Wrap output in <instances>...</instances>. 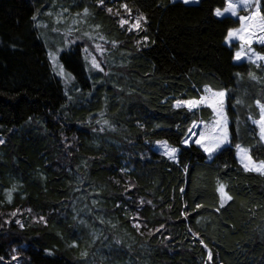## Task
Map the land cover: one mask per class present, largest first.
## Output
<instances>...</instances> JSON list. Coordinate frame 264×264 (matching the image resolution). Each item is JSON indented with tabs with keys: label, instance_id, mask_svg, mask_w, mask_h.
<instances>
[{
	"label": "trees",
	"instance_id": "trees-1",
	"mask_svg": "<svg viewBox=\"0 0 264 264\" xmlns=\"http://www.w3.org/2000/svg\"><path fill=\"white\" fill-rule=\"evenodd\" d=\"M225 4L0 0V264H264V174L235 153L264 161L253 123L264 67L234 62L224 42L238 20L215 16ZM58 7L106 44L102 71L68 45L65 85L39 26ZM205 87L226 91L230 138L210 161L182 142L211 111L173 105ZM158 141L178 148L176 161Z\"/></svg>",
	"mask_w": 264,
	"mask_h": 264
},
{
	"label": "snow or ice",
	"instance_id": "snow-or-ice-1",
	"mask_svg": "<svg viewBox=\"0 0 264 264\" xmlns=\"http://www.w3.org/2000/svg\"><path fill=\"white\" fill-rule=\"evenodd\" d=\"M184 2L188 3L189 0H184ZM100 3L103 4V0H100ZM262 6H264V4H262V0H235V2H233V0H226V7H224L223 10H221L220 8H217L215 10V15L217 17L223 16L225 13L229 12L231 13V15L236 16L241 7L247 9L250 12L249 16L240 17L241 28L239 30H229L226 38L231 39L233 37H236L241 41L242 48L236 53L235 57L237 60L241 59V54L244 51L243 45H248L249 50H251L250 46L253 42V38L257 35L254 31L256 27L259 28L260 33L259 43L264 44V12H262ZM123 7L126 11H130L127 9V5H123ZM109 11H111V9H109ZM87 14L88 10L85 9L84 15ZM144 19L145 18L143 15L139 16L135 24H133L129 30H132V28L139 29L141 27V21H144ZM257 20L259 21L258 24L255 23ZM248 21H252L253 23H248ZM127 23V20H121V26ZM101 39H103V37H101ZM97 48L98 50L103 51L99 46H97ZM252 56L255 57V59L249 57L251 63L264 61V55H260L252 51ZM91 63L94 68H100V65L95 57H93ZM257 66L259 67L260 65L258 64ZM100 70L102 71V69ZM249 77L253 80L257 79V77L253 73H249ZM225 99L226 91H213L210 88L206 87L205 95H201L199 99H177L176 104L174 105V107L177 108L186 107L190 111L200 107L201 105H205L212 109L216 117L212 127L209 129L207 126H205L204 131L197 133L195 131L197 125L195 122H193L192 126L186 133L187 138L183 141L184 144H188L189 140H191L192 137L198 136V138L194 140V143L199 145V147L208 154L210 159L212 158L213 154H215L222 148L224 144H227L229 142L228 121L224 112ZM237 103H241V101L238 100ZM256 103L257 107L260 109V116L258 120L254 119L253 123L256 124L259 129L260 140L264 141V103H261L260 101H257ZM105 123H107V121H105ZM163 146L165 148L164 154L167 155L169 159L175 160L178 149L169 146L167 142H164ZM236 147L238 150V155L241 157V163L245 171H254L259 172L260 174H264V161H260L259 163H257L252 159L248 149L241 148L240 145H236ZM217 191L220 193L222 200L231 199V196H229L225 192V186L223 184H220L218 186ZM221 206H223V204ZM197 207H200V205H197ZM17 223H19V221H17ZM201 243H203V241H201ZM15 258L16 257H13V259Z\"/></svg>",
	"mask_w": 264,
	"mask_h": 264
},
{
	"label": "rangeland",
	"instance_id": "rangeland-1",
	"mask_svg": "<svg viewBox=\"0 0 264 264\" xmlns=\"http://www.w3.org/2000/svg\"><path fill=\"white\" fill-rule=\"evenodd\" d=\"M172 1H178V2H181L185 5H196L200 2V0H189L188 3H185L184 0H172ZM233 2H235V0H233ZM225 7H226V4H225ZM63 9L64 8L58 7V9L55 12L51 9H48L47 12H45L43 14V16H45L48 19V21L44 22L41 19L39 21V26L41 28L45 29L43 31V33L41 34V36H42V38H43V40L47 46L49 60H50L52 66L55 70L57 77L60 79L62 84L65 85V80L68 82V81H70V78L67 75H64V73L65 74H67V73L63 70V68L61 67V65L59 63V55L65 50V48L70 44L81 43L82 50L84 53V57H85L87 63L89 64L90 68L93 70H100V69H102V65H103V61H104L103 56L106 52V49H105L106 44L103 41V39H101L102 36L94 29V27L86 26L87 24L81 18L69 17L68 13H65L66 10L63 11ZM249 15H250V12L247 9H244L243 7H241L236 16L231 15L230 12L225 13L223 16H220V17H217L216 15L215 16L219 19H221L223 17H231L233 19L238 20V23H239L238 27L230 29V30H239L241 28L240 17H242V16L246 17ZM248 23H253V22L248 21ZM255 23L258 24L259 21L257 20ZM49 25L54 26V27L56 26V28H49L50 27ZM254 31L256 32L257 35L253 38V42L250 46L251 50H249L248 45H243L244 51L242 52L241 59H239V60H237L235 57H236V53L238 51H240L242 48L241 41L238 38L233 37L231 39H226L224 44L227 47H234V62L235 63H250L256 67H258L257 65L259 64L260 66L264 67V61H257L256 63H251L249 60V57H251L252 59H255V57L252 56V51H254L260 55H264V44L259 43V34H260L259 28L256 27L254 29ZM80 35H81V37H80ZM97 46H99L100 49H102L103 51L98 50ZM93 57H95L97 62L99 63V65H100L99 69L94 68L92 66L91 61H92ZM254 75L257 77L256 74H254ZM205 88L203 89L202 95H205ZM207 88H210V87H207ZM65 89H67V88H65ZM211 90H213V89H211ZM213 91H220V90H213ZM184 100H186V99H184ZM175 104H176V101L173 103V105H175ZM204 107L208 108L211 111L212 118L209 121H204V120H200V119L194 120L193 122H195L197 125V127L195 129V131L197 133L204 131L205 126H207L210 129L213 125L214 120L216 119L215 114L213 113L212 109L205 106V105H201L200 107L195 108L191 111L199 110L200 108H204ZM174 108H177V107H174ZM179 108H185V109L189 110L186 107H179ZM225 108H226V104L224 105V112L226 114ZM259 114H260V109H259ZM226 117H227V115H226ZM227 121H228V118H227ZM193 122L190 124V127L192 126ZM256 127H257V125H256ZM257 129H258V127H257ZM228 134H229V129H228ZM258 137H259V129H258ZM186 138L187 137H185V139ZM197 138H198V136H194V137H192L191 140H189L188 144H184L182 142V145L188 146L190 144H193V145L197 146L198 148H200L199 145L194 143V140ZM259 139H260V137H259ZM261 142L264 145V141H261ZM229 143H230V138H229V142L227 144H224L222 146V148H225L226 146H228ZM163 145H164V141L156 142L154 145V150L156 152H158L159 154L163 155L164 157L168 158V156L164 154L165 148ZM241 148L248 149L245 147H241ZM200 150L204 153V155L206 156L208 161H210L213 158V156L220 151V150H218L215 154H213L212 158L210 159L208 154L205 153L202 148H200ZM235 153H236V158H237L238 163L244 169V167L241 163V157L238 155L237 147H236ZM249 154H250V151H249ZM177 155H178V152H177ZM177 155H176V159H177ZM176 159L175 160L170 159V160L176 161ZM252 159L257 163L260 162V161H256L253 157H252ZM248 172L260 174L259 172H254V171H248ZM218 194L220 195L219 192H218ZM220 198H221L220 206L222 204L224 205L228 201V199L222 200L221 195H220Z\"/></svg>",
	"mask_w": 264,
	"mask_h": 264
}]
</instances>
